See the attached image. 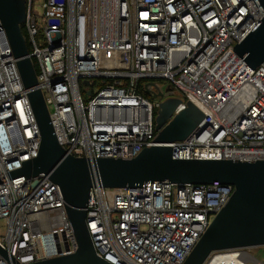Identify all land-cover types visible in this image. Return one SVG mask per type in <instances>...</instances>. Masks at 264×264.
Wrapping results in <instances>:
<instances>
[{
    "label": "built area",
    "instance_id": "1",
    "mask_svg": "<svg viewBox=\"0 0 264 264\" xmlns=\"http://www.w3.org/2000/svg\"><path fill=\"white\" fill-rule=\"evenodd\" d=\"M263 17L258 0H25L21 29L68 154L134 158L156 138L159 102L178 97L173 115L190 101L204 117L169 143L173 159L255 161L264 160V66L233 49ZM16 61L0 20V174L40 146ZM140 80L172 93L146 99ZM233 190L217 181L92 186L85 223L95 253L111 264H183ZM0 220V245L21 264L77 248L58 187L43 174L0 182ZM249 262L264 264L247 248L213 251L204 264Z\"/></svg>",
    "mask_w": 264,
    "mask_h": 264
},
{
    "label": "water",
    "instance_id": "2",
    "mask_svg": "<svg viewBox=\"0 0 264 264\" xmlns=\"http://www.w3.org/2000/svg\"><path fill=\"white\" fill-rule=\"evenodd\" d=\"M264 10V0H258ZM25 19V0H0V20L24 88L27 91L40 134L36 157L19 162L20 167L0 174V182L43 174L57 187L71 224L77 248L74 253L26 264H111L96 255L86 223V205L92 186L135 188L149 182L177 184L218 183L233 187L228 202L215 215L183 264H204L213 251L264 246V160L173 159L169 143L184 140L203 120V113L192 102L174 114L182 100L164 98L153 82L146 91L158 104L154 119L156 138L134 158L75 157L58 143L49 113L37 84L33 62L21 25ZM233 51L255 69L264 66V17L235 44ZM170 89L165 87V91ZM0 256L8 264H21L1 245Z\"/></svg>",
    "mask_w": 264,
    "mask_h": 264
},
{
    "label": "rangeland",
    "instance_id": "3",
    "mask_svg": "<svg viewBox=\"0 0 264 264\" xmlns=\"http://www.w3.org/2000/svg\"><path fill=\"white\" fill-rule=\"evenodd\" d=\"M157 85H161V90L164 91V88L166 86V83L164 81H155ZM5 229L4 222L0 220V231H3ZM247 251L255 258L258 260H264V246L262 247H252V248H247ZM247 264H253V263H247Z\"/></svg>",
    "mask_w": 264,
    "mask_h": 264
},
{
    "label": "trees",
    "instance_id": "4",
    "mask_svg": "<svg viewBox=\"0 0 264 264\" xmlns=\"http://www.w3.org/2000/svg\"><path fill=\"white\" fill-rule=\"evenodd\" d=\"M22 33L25 34L23 30H22ZM27 48L29 49V47H27ZM33 65H34V67H36V62L35 61L33 62ZM144 83H145V81L140 80L139 85H138L139 93L144 98L149 99V100H152V96L143 87L144 86Z\"/></svg>",
    "mask_w": 264,
    "mask_h": 264
},
{
    "label": "flooded vegetation",
    "instance_id": "5",
    "mask_svg": "<svg viewBox=\"0 0 264 264\" xmlns=\"http://www.w3.org/2000/svg\"><path fill=\"white\" fill-rule=\"evenodd\" d=\"M161 92H163V94H164V96L167 94V93H172V90L171 89H169L168 91H162L161 90ZM152 96V95H151ZM157 99H159V98H157Z\"/></svg>",
    "mask_w": 264,
    "mask_h": 264
}]
</instances>
